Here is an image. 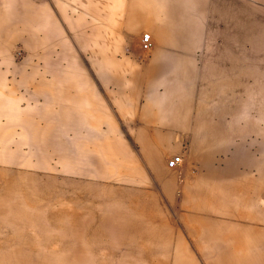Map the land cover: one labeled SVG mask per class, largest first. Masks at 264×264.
<instances>
[{"label":"crops","instance_id":"1","mask_svg":"<svg viewBox=\"0 0 264 264\" xmlns=\"http://www.w3.org/2000/svg\"><path fill=\"white\" fill-rule=\"evenodd\" d=\"M246 1L76 0L70 23L63 0L61 16L48 1L45 17L36 14L33 28L46 32L30 44L29 68L0 69V142L41 143L64 173H111L130 160L134 169L124 174L142 185L132 186L135 193H85L102 199L106 211L98 216L88 205L79 213L76 236L84 245L132 254L141 243L145 259L132 260L141 264H263L264 222L245 207L262 189L251 173H264V152L245 143L262 120L251 111L264 85L246 79L262 73L264 40L247 50ZM66 29L77 38L56 36ZM141 36L152 41L149 50L141 49ZM230 147L226 168H207L192 181L189 154L202 159ZM180 155V164H167ZM11 173L19 182L41 177ZM178 173L181 183L172 180ZM178 189L189 231L209 247L200 259L161 207V192L173 199ZM234 192L240 201H230Z\"/></svg>","mask_w":264,"mask_h":264},{"label":"rangeland","instance_id":"2","mask_svg":"<svg viewBox=\"0 0 264 264\" xmlns=\"http://www.w3.org/2000/svg\"><path fill=\"white\" fill-rule=\"evenodd\" d=\"M47 1L53 3L55 10L61 16L63 0H0V69L29 68L30 44L36 38L44 37L46 32L33 28L36 14H39V18L45 17L44 8ZM75 2L76 0H65L70 23L77 21L78 7ZM246 23V41L249 50L253 48L254 40L258 42L264 40V5L247 0ZM254 26L257 28L253 29ZM58 33L57 37L64 36L71 39H76L78 35L75 29L60 30ZM261 72L260 76L247 77L246 85H264V64ZM253 97L258 98L257 105L251 112L259 111L262 120L257 135L247 140L245 144L247 149L264 152V107L262 106L264 94H255ZM36 144L40 146L41 143L0 142V263L12 248L16 251L15 264H27L23 262L25 258L21 257V252H25V255L30 257L31 264H141L132 261L145 259V254L142 252L146 247L141 243L129 248L132 254L112 253L111 250L123 251L126 247L84 245L75 234L77 229L70 230L72 226L78 224V215L81 211V215L85 216L83 211L88 205L98 216L106 211L102 199H94L93 196L90 198L85 193L102 194L108 192V189H104L107 187L118 188L122 192H134L131 190L132 186H142L140 180H135L136 183H133L131 178L124 174L126 169H134L132 162L127 160L124 165L119 162L122 165L116 169L110 166L108 169L112 170L111 173H64L61 171V159L38 149ZM188 146V142L183 143V153L188 150ZM232 150L233 147H230V150L217 151L212 156L208 155L202 159L193 158L189 154L184 164L186 172L190 171L193 182H200L207 168L221 172L229 164ZM169 158L166 157L165 160L171 166ZM240 168L243 171L246 166L241 165ZM25 170L37 171L41 177L36 179L33 175L34 178L22 179L19 182V179L11 173ZM251 175L252 178L255 177L257 181L262 182V189L252 200L255 205L246 206L245 209L264 222V173H251ZM151 178L150 175L147 182L152 186ZM172 180L181 183V175L179 173L174 175ZM36 181L37 188L34 187ZM234 193L230 201H240L241 192ZM174 195L171 199L161 192V207L167 213L166 218L170 226L175 229L174 234L182 235L189 248L200 259V252L208 250L209 247L198 245L195 234L189 231L190 225L183 219L189 211L185 207L187 204L183 203L182 190H176ZM4 214L6 219L2 222L1 216ZM101 241L104 242L103 239ZM260 243L263 245L259 251L264 256V240ZM61 256L66 260L64 263H61ZM199 263L206 264L204 261Z\"/></svg>","mask_w":264,"mask_h":264},{"label":"bare ground","instance_id":"3","mask_svg":"<svg viewBox=\"0 0 264 264\" xmlns=\"http://www.w3.org/2000/svg\"><path fill=\"white\" fill-rule=\"evenodd\" d=\"M38 184V183H37ZM39 190V189H38ZM47 195V194H46ZM30 197V196H29ZM35 199V198H33ZM39 199V198H38ZM107 202V201H106ZM77 217V216H76ZM74 223V222H73ZM78 228V224H76V226H72L70 228V230H76ZM72 233V232H71ZM76 234V233H75ZM72 235V234H71ZM85 239V238H84ZM65 251V250H64ZM15 253L16 251H14L12 248L10 249L9 253L7 254V256L4 258V261L2 260L0 264H15L16 263V259H15ZM29 253V252H26ZM22 254L21 257L25 258L23 259L24 263L27 264H31V259H29L30 257H28V255H25V252H21L20 255ZM31 254V253H29ZM44 254V253H43ZM25 255V256H24ZM241 254H237V256H240ZM236 256V255H235ZM226 257V256H225ZM66 260H64V258L61 256V263H64ZM227 261L233 262V256L232 255H228L227 256Z\"/></svg>","mask_w":264,"mask_h":264},{"label":"built area","instance_id":"4","mask_svg":"<svg viewBox=\"0 0 264 264\" xmlns=\"http://www.w3.org/2000/svg\"><path fill=\"white\" fill-rule=\"evenodd\" d=\"M140 46L144 50H149L152 46V41L147 36H141L139 39ZM183 161V155L175 156L169 159V164L177 166Z\"/></svg>","mask_w":264,"mask_h":264}]
</instances>
